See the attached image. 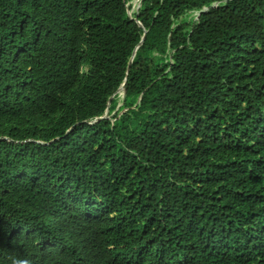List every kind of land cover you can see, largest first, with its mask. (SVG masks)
Wrapping results in <instances>:
<instances>
[{
    "label": "trees",
    "instance_id": "16d2710c",
    "mask_svg": "<svg viewBox=\"0 0 264 264\" xmlns=\"http://www.w3.org/2000/svg\"><path fill=\"white\" fill-rule=\"evenodd\" d=\"M130 1L0 0V264H264V0Z\"/></svg>",
    "mask_w": 264,
    "mask_h": 264
},
{
    "label": "rangeland",
    "instance_id": "374dc122",
    "mask_svg": "<svg viewBox=\"0 0 264 264\" xmlns=\"http://www.w3.org/2000/svg\"><path fill=\"white\" fill-rule=\"evenodd\" d=\"M134 0H131L130 1V4H132L131 8H130V13H134L136 10H137V5L134 4L133 2ZM140 1V0H139ZM217 5V4H216ZM214 6V5H212ZM201 11H190L188 13V15H186V20L187 21H195L196 19H198V14L200 13ZM118 106H120L122 104V99H123V91L122 90H118ZM115 111H113L112 113H114Z\"/></svg>",
    "mask_w": 264,
    "mask_h": 264
},
{
    "label": "water",
    "instance_id": "95a60500",
    "mask_svg": "<svg viewBox=\"0 0 264 264\" xmlns=\"http://www.w3.org/2000/svg\"><path fill=\"white\" fill-rule=\"evenodd\" d=\"M140 5H141V0H140L139 4H138V6H137V9L140 7ZM214 6H215V5H214ZM207 9H208V7H205V8H203V9L201 10V12H202V11H206ZM198 16H199V14H198ZM141 25H142V24H141ZM144 36H145V35H144ZM144 36H143V38H144ZM131 60H132V59H131ZM119 89L123 91V96H124L125 91H126V90H125V82L122 83V85L119 87ZM119 89H118V90H119ZM109 116H110V115H109V110L107 109L104 115L97 117L96 119H94V120L91 121V122H95V121H97V120H99V119H102V118H104V117H109Z\"/></svg>",
    "mask_w": 264,
    "mask_h": 264
},
{
    "label": "bare ground",
    "instance_id": "6f19581e",
    "mask_svg": "<svg viewBox=\"0 0 264 264\" xmlns=\"http://www.w3.org/2000/svg\"><path fill=\"white\" fill-rule=\"evenodd\" d=\"M133 2H134L135 5H137V4H139L140 1H139V0H134ZM137 6H138V5H137ZM116 92H117V91H116Z\"/></svg>",
    "mask_w": 264,
    "mask_h": 264
}]
</instances>
